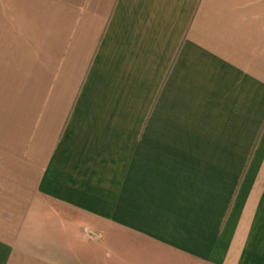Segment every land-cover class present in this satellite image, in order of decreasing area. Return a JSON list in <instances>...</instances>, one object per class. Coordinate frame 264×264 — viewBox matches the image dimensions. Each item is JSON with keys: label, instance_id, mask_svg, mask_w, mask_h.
<instances>
[{"label": "crops", "instance_id": "1", "mask_svg": "<svg viewBox=\"0 0 264 264\" xmlns=\"http://www.w3.org/2000/svg\"><path fill=\"white\" fill-rule=\"evenodd\" d=\"M0 264H264V0H0Z\"/></svg>", "mask_w": 264, "mask_h": 264}]
</instances>
